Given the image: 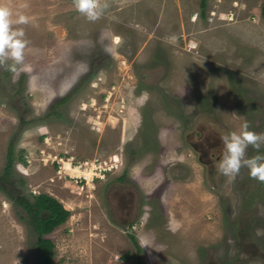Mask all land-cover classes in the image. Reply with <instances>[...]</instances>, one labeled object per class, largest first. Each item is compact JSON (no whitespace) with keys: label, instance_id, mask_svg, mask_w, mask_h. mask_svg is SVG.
Masks as SVG:
<instances>
[{"label":"rangeland","instance_id":"1","mask_svg":"<svg viewBox=\"0 0 264 264\" xmlns=\"http://www.w3.org/2000/svg\"><path fill=\"white\" fill-rule=\"evenodd\" d=\"M100 4L89 20L73 0H0L28 41L0 66V264L35 258L13 193L69 210L51 264H264V182L218 170L223 136L264 133V0Z\"/></svg>","mask_w":264,"mask_h":264},{"label":"clouds","instance_id":"2","mask_svg":"<svg viewBox=\"0 0 264 264\" xmlns=\"http://www.w3.org/2000/svg\"><path fill=\"white\" fill-rule=\"evenodd\" d=\"M75 9L89 20H96L103 11L100 0H73ZM12 12L9 8L0 6V66H4L11 59L14 64H22L24 52L28 41L24 39L22 30L13 29ZM27 17L20 16L15 23H27ZM170 42H176L173 35L168 38ZM14 70V68H13ZM225 145L223 158L218 164V170L225 176L234 179L244 167L249 169L250 176L260 182H264V154L259 149L264 145V133L250 130V125L245 122L239 132H231L222 137ZM249 146L257 150V154L247 157Z\"/></svg>","mask_w":264,"mask_h":264},{"label":"trees","instance_id":"3","mask_svg":"<svg viewBox=\"0 0 264 264\" xmlns=\"http://www.w3.org/2000/svg\"><path fill=\"white\" fill-rule=\"evenodd\" d=\"M206 4V0H200L202 9ZM70 93L57 99L52 105L51 111L61 103L65 102ZM19 123H27L25 119L19 115ZM257 154V152H255ZM14 161V140L11 138L7 145L6 163L2 173L0 174V190L5 191L2 184L9 182V176L12 174V163ZM260 184V182H259ZM12 201L20 206L24 212L19 214L20 218L27 221V225L31 232L36 235L33 242L35 247V258L33 264H51L54 256V242L45 235L57 226L62 224L68 218L70 212L62 203L52 195L47 193H37L31 198L24 193H13L10 196ZM24 264H31L25 262Z\"/></svg>","mask_w":264,"mask_h":264},{"label":"flooded vegetation","instance_id":"4","mask_svg":"<svg viewBox=\"0 0 264 264\" xmlns=\"http://www.w3.org/2000/svg\"><path fill=\"white\" fill-rule=\"evenodd\" d=\"M209 125V124H208ZM204 131V130H203ZM207 132H208V130L207 131H205V135L207 134ZM209 136H212V135H209ZM218 136V134H216V137ZM217 139L218 140H221V138H219V137H217ZM212 145H214V144H212ZM216 146H218V144H216ZM218 158V157H217ZM220 158V157H219ZM124 172L122 173V175L120 176L121 178H124ZM125 191H126V196L128 197V198H130V200L131 199H136V195H135V193L130 189V188H126L125 189Z\"/></svg>","mask_w":264,"mask_h":264},{"label":"bare ground","instance_id":"5","mask_svg":"<svg viewBox=\"0 0 264 264\" xmlns=\"http://www.w3.org/2000/svg\"><path fill=\"white\" fill-rule=\"evenodd\" d=\"M65 163V166L67 167V168H70V166H69V162L68 161H65L64 162ZM65 168V167H64ZM72 170L73 171H79L82 175H85V176H87L88 178H90V168H89V166H85L82 170H80V169H78V168H72Z\"/></svg>","mask_w":264,"mask_h":264},{"label":"built area","instance_id":"6","mask_svg":"<svg viewBox=\"0 0 264 264\" xmlns=\"http://www.w3.org/2000/svg\"><path fill=\"white\" fill-rule=\"evenodd\" d=\"M104 170V169H103ZM82 176H84L85 177V175H82ZM86 178V177H85Z\"/></svg>","mask_w":264,"mask_h":264}]
</instances>
